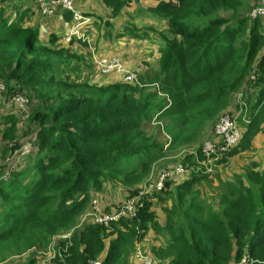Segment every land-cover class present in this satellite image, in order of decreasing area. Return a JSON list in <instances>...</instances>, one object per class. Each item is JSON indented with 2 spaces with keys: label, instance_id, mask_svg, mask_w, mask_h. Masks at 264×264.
<instances>
[{
  "label": "trees",
  "instance_id": "obj_1",
  "mask_svg": "<svg viewBox=\"0 0 264 264\" xmlns=\"http://www.w3.org/2000/svg\"><path fill=\"white\" fill-rule=\"evenodd\" d=\"M22 1L0 0V80L6 87L0 102V174L13 146L25 137L33 140L36 154L1 183L0 210H6L0 212V258L46 248L57 233L78 224L92 193L103 200L110 189L125 194L123 201L136 196L153 165L167 155L168 137L174 153L194 141L187 133L234 102L237 121L244 118L236 122L243 130L236 145L221 150L224 142L214 137L219 142L210 159L202 144L186 160L184 154L187 175L166 179L152 200H142L134 218L77 230L64 258L68 264H145L135 252L153 235L160 246L149 254L159 264L246 259L264 264V149L257 138L264 136V22L249 17L259 0H159L150 12L163 23L152 38L160 71L141 87L99 75L88 55L73 51L81 42L63 41L72 13L57 10L56 20L67 26L58 33L48 29L47 19L35 24L34 10L23 8ZM132 1L103 0L114 15ZM82 15L91 19L90 34L98 18ZM151 85H158L162 100ZM240 91L253 97L231 101ZM16 94L31 100L26 121L11 104ZM153 111H162L163 130L148 128ZM121 205L104 211L114 213Z\"/></svg>",
  "mask_w": 264,
  "mask_h": 264
},
{
  "label": "built area",
  "instance_id": "obj_2",
  "mask_svg": "<svg viewBox=\"0 0 264 264\" xmlns=\"http://www.w3.org/2000/svg\"><path fill=\"white\" fill-rule=\"evenodd\" d=\"M75 2L76 0H37L40 11L47 17L55 16L58 9L71 12L73 14L74 22L63 37V41L65 43H71L74 40H77L81 43H86L90 40V35L88 34L86 27L91 23V19L75 11ZM249 17L252 20L258 18L264 19V0L258 1L257 5L252 8ZM95 69L96 72L101 76H111L119 74L123 77L125 82H129L139 87L147 86L146 84H141L138 80L137 73L129 70L126 67L125 63L118 57L99 59L96 62ZM252 78L254 79V77ZM153 86L157 88L158 95L164 98V95L160 92L158 85ZM5 91V83L0 80V94L4 95ZM11 104L15 106L17 114L23 121H26L29 118L31 100L27 96L16 94L12 97ZM216 136L220 138L221 141H223L225 144V146L222 147L221 150H225L226 148L236 145L239 142L241 138L240 129L230 115H227L221 119L216 131ZM216 145L217 142H207L202 149V154L207 159H210L217 152ZM35 154V144L31 137H25L24 140L18 143V145H14L13 149H11V151L7 155V158L5 159V171L0 174V184L4 180L12 177V175H15L19 173V171L25 169L27 165L30 164L31 159ZM25 158H27V160H25ZM188 172L189 170L187 169V167L183 165L176 166L170 171L167 170V172L162 174L161 178L159 179L156 185V189L158 191H161L164 187V182L166 179L172 176L185 175ZM144 198H150V200L153 199V196L152 194H149V190L147 187L139 190L136 196L127 198L125 200L127 202L122 204L114 213H106L105 211L102 212L99 208V205L101 204L99 198H92L91 202L94 204L91 205L89 214L82 218L80 223H78L70 230L53 237L46 248L33 249L31 251L33 257L35 255L37 257L40 255L44 259L45 263L48 259L54 258L52 264H68L64 258V253L67 251L72 235L77 230L88 224L108 226L109 224L119 222L120 220L126 219L128 217L134 218L137 212L144 207V203L142 202ZM85 219H88V221L85 222ZM50 244L52 245L48 248ZM33 257L32 259H34ZM135 257L140 259V261L145 264H159L151 254L145 253L140 247L137 248ZM91 264L100 263L93 262ZM236 264H251V260H242Z\"/></svg>",
  "mask_w": 264,
  "mask_h": 264
},
{
  "label": "crops",
  "instance_id": "obj_3",
  "mask_svg": "<svg viewBox=\"0 0 264 264\" xmlns=\"http://www.w3.org/2000/svg\"><path fill=\"white\" fill-rule=\"evenodd\" d=\"M169 2L170 0H164ZM23 8H30L34 10L35 14H32V21L35 24H41L44 20H48V29L50 31L62 33L64 28L63 23L56 20V16L47 17L41 13L37 0H23ZM160 3L159 0H133L128 2V5L117 15H114L113 9L107 7L103 0H78L75 2V11L81 14H93L98 18V22L92 28L90 35V40L86 43L74 44L72 47L73 51L77 54L88 55L90 62L95 66L96 62L101 59L99 54L105 55L106 57H120L119 54L123 56L124 62L127 64L132 72L137 73L138 80L140 78L141 84H147L153 81L156 75L159 73V50L156 49L157 43L152 41L155 38V30L163 27V23H157L156 19L151 15L150 9H154ZM71 13V12H70ZM60 14V13H59ZM73 17V15H72ZM147 26L148 28H145ZM129 29L128 31H125ZM119 34H123L118 37ZM133 34V35H132ZM144 34L148 35L146 39H138L139 37H145ZM139 40H146L151 43L147 44L145 49H141L138 52L125 53L124 49L129 47H135V44ZM66 45V44H65ZM132 45V46H131ZM131 54H139L136 56H131ZM121 58V57H120ZM114 77L121 78L119 74L111 75ZM110 76V78H112ZM123 78V77H122ZM121 78V79H122ZM156 112V111H153ZM160 113V112H157ZM162 114V113H161ZM160 114V115H161ZM159 115V117H160ZM152 117L148 123V128L152 127ZM155 123H160L159 119ZM161 125V124H160ZM153 132V129H152ZM260 144L259 149H264V136L260 135L257 137ZM111 194L104 197L109 205H116L124 199V195L120 194L114 189H110ZM103 196V195H102ZM98 197L99 200L104 201L98 194H93L92 198ZM121 198V199H120ZM118 201L116 204L115 202ZM158 199H154L152 206L157 210V217L159 221H162L161 209L158 206ZM90 205V204H89ZM160 209V210H159ZM146 241L139 244V247L146 253L152 252L156 247L160 246L159 242L153 241V235H147ZM147 243V244H146ZM31 255L32 253L29 252ZM33 257V256H32ZM32 257L25 262L29 264L32 261ZM34 261V259H33ZM16 264L17 262L13 259L5 262L4 264ZM35 264V261L34 263Z\"/></svg>",
  "mask_w": 264,
  "mask_h": 264
},
{
  "label": "rangeland",
  "instance_id": "obj_4",
  "mask_svg": "<svg viewBox=\"0 0 264 264\" xmlns=\"http://www.w3.org/2000/svg\"><path fill=\"white\" fill-rule=\"evenodd\" d=\"M76 1H78V0H76ZM162 1H164V0H162ZM165 2V1H164ZM169 2H176V0H170ZM39 6V5H38ZM42 13V12H41ZM251 19V18H250ZM258 19H260V20H262L263 22H264V19H262V18H258ZM255 20H257V19H255ZM262 23V22H261ZM262 25H263V30H264V24L262 23ZM145 28H148L147 26H145ZM149 29V28H148ZM133 35V34H132ZM149 43H151V42H149V41H146V40H139L136 44H135V47H129L128 49H124V52L125 53H129V52H132V53H135V52H138L139 50H141V49H145L146 48V46H147V44H149ZM132 46V45H131ZM136 55H139V54H131V56H136ZM118 56H120L122 59H124L123 58V56L122 55H118ZM120 57H118V58H120ZM120 58V59H121ZM121 59V60H122ZM123 61V60H122ZM124 62V61H123ZM126 62V61H125ZM126 67L129 69V67L126 65ZM130 70V69H129ZM139 82L140 83H142L141 82V80H140V78H139ZM151 87H155V86H151ZM156 88V87H155ZM240 92H242L243 94H236V93H234L233 95L231 94V101L232 100H234V98H235V96H238L239 97V99H241V98H244V100H245V98H247V97H249V98H252L253 97V93L252 92H249V93H247V92H243V91H240ZM4 95L3 94H0V102H2V97H3ZM159 99H161L162 100V97H160L159 96ZM169 106H171V102L170 103H168V105H167V108H169ZM162 113V111L160 112V113H157V112H152V114H151V116L153 115V117H152V122H151V124H152V127L153 128H156V127H158V126H161L162 127V129L161 130H163V128L165 127V122L163 121V120H161V122H164V124L163 125H159L160 123H155V122H157L158 121V119H159V115ZM227 115H230L232 118H234V121L235 122H239V121H241V120H243L244 118H242V119H240L239 121H237V118L239 117V115H240V113L239 112H236V109H235V103L233 102V103H231V106H230V108L228 109V111H226L225 113H221L219 116H217V117H214L213 118V120L212 121H209V122H207V123H205V126H202L201 128H199V129H197L194 133H187L186 135H185V137L186 138H189V139H193L194 141L195 140H198L199 139V141L198 142H196V143H189V144H187V145H181V146H179L180 148H178L177 149V151H175L174 153L173 152H170L169 151V148H170V145H171V138L170 137H168V140H167V142H166V144H165V146H164V149H165V151H166V154L167 155H165L163 158H161L158 162H156L154 165H153V167H152V169H151V172H150V174H149V176H148V178L142 183V185H141V187L138 189V190H142V189H144L145 187H147L148 188V190H149V194H152V196H154L155 194H158L160 191H158L157 189H156V185H157V183H158V181H159V179L161 178V176H162V174H164L165 172H167V170H172V168H175L176 166H179V165H183V166H185L184 164H183V156H184V154H185V160H186V158H187V155L189 154V153H197V150H198V148H199V146L202 144V148L201 149H203V147L205 146V144L207 143V142H210V141H212V139L211 138H216L217 140H220L221 141V139L220 138H218L217 136H216V131H217V128H218V126H219V124H220V121H221V119L223 118V117H225V116H227ZM237 125H238V123H236ZM238 127H239V129H240V133L241 134H243V130L241 129V126L240 125H238ZM161 141H162V138H161ZM163 141H165V139H163ZM219 142V141H218ZM217 142V143H218ZM25 160H27V158H25ZM201 166L203 165V166H205V167H208V165L206 164V163H199ZM29 165V164H28ZM27 165V166H28ZM209 169L210 170H208L207 172H209V171H211V168L209 167ZM185 175H187V174H185ZM211 175H212V177H213V173H211ZM7 180V179H6ZM5 181V180H4ZM3 181V182H4ZM2 183V182H1ZM4 184V183H3ZM206 185H208V184H206ZM205 185V186H206ZM0 186H1V184H0ZM92 194H94V193H92ZM106 196H108L109 194H111V190H109V191H107L106 193ZM101 202V201H100ZM118 201H116L115 202V204L117 203ZM125 202H127V201H121V204H124ZM92 204H94V203H90V205H89V207H88V209L82 214V216L78 219V223H80V221L82 220V218H84L87 214H89V212H90V207H91V205ZM3 208H2V210H0V212H5V207L4 206H2ZM114 206L113 205H109L107 202H106V200L104 199V201H102V203L99 205V208H100V210L103 212L106 208H110V210H112V209H114L113 208ZM0 209H1V206H0ZM88 221V219H85V222H87ZM62 233V232H61ZM61 233H57L55 236H57V235H59V234H61ZM54 236V237H55ZM52 244H50L49 246H48V248L51 246ZM47 248V249H48ZM46 249V250H47ZM24 252V251H23ZM17 252V251H14V252H12V253H9V254H5V258L4 259H1L0 258V264H4L5 262H7V261H10V260H15L17 263L16 264H25V262L29 259V257H30V254H29V252L27 251V252ZM22 253V254H21ZM34 260H35V264H52V262H53V260H54V258H51V259H48L47 260V262L45 263V261H44V259L39 255L38 257L35 255L34 257ZM8 259V260H7ZM4 260H6L5 262H2V261H4ZM2 262V263H1ZM7 264H9V263H7ZM11 264H14V263H11Z\"/></svg>",
  "mask_w": 264,
  "mask_h": 264
}]
</instances>
